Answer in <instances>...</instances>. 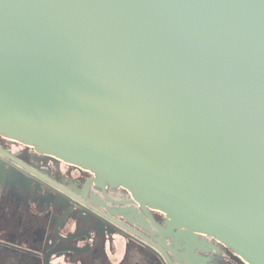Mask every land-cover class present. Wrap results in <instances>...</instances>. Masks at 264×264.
<instances>
[{"label":"water","instance_id":"obj_1","mask_svg":"<svg viewBox=\"0 0 264 264\" xmlns=\"http://www.w3.org/2000/svg\"><path fill=\"white\" fill-rule=\"evenodd\" d=\"M0 135L264 264V0H0Z\"/></svg>","mask_w":264,"mask_h":264},{"label":"flooded vegetation","instance_id":"obj_2","mask_svg":"<svg viewBox=\"0 0 264 264\" xmlns=\"http://www.w3.org/2000/svg\"><path fill=\"white\" fill-rule=\"evenodd\" d=\"M122 189L0 135V264H247L211 237L182 247Z\"/></svg>","mask_w":264,"mask_h":264}]
</instances>
